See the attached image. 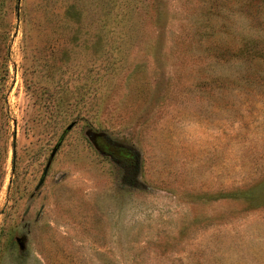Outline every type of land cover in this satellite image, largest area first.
<instances>
[{"label": "rangeland", "instance_id": "obj_1", "mask_svg": "<svg viewBox=\"0 0 264 264\" xmlns=\"http://www.w3.org/2000/svg\"><path fill=\"white\" fill-rule=\"evenodd\" d=\"M0 264H264V0H0Z\"/></svg>", "mask_w": 264, "mask_h": 264}, {"label": "flooded vegetation", "instance_id": "obj_2", "mask_svg": "<svg viewBox=\"0 0 264 264\" xmlns=\"http://www.w3.org/2000/svg\"><path fill=\"white\" fill-rule=\"evenodd\" d=\"M108 148H110V149H114L115 148V150H117V152H118V155L119 156H122V158L126 161L127 159H129V154H130V152H128V151H126V152H124L123 150H125V149H117L116 147H112V146H110V147H108ZM119 150H121V151H119ZM113 151V150H112ZM114 152V151H113ZM110 153L111 154H114V153H112L111 151H110ZM115 153H116V151H115ZM114 156H116V155H114ZM130 167L132 168V169H135V167H136V165H132V164H130Z\"/></svg>", "mask_w": 264, "mask_h": 264}, {"label": "water", "instance_id": "obj_3", "mask_svg": "<svg viewBox=\"0 0 264 264\" xmlns=\"http://www.w3.org/2000/svg\"><path fill=\"white\" fill-rule=\"evenodd\" d=\"M47 173H48V169H46V170L44 171L43 177H42V179L40 180V183H39L40 185L43 184V182H44V180H45V178H46Z\"/></svg>", "mask_w": 264, "mask_h": 264}]
</instances>
